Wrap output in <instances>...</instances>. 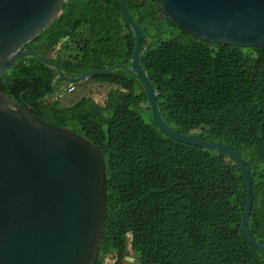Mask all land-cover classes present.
I'll return each mask as SVG.
<instances>
[{"label": "trees", "instance_id": "16d2710c", "mask_svg": "<svg viewBox=\"0 0 264 264\" xmlns=\"http://www.w3.org/2000/svg\"><path fill=\"white\" fill-rule=\"evenodd\" d=\"M126 5L141 29L139 64L162 120L180 135L225 144L241 156L252 186L248 231L264 246V48L193 38L158 0ZM134 47L120 0H65L60 15L24 49L70 78L109 69L86 80L110 88L105 102L84 97L62 107L48 100L63 81L35 57L0 76V91L20 107L45 125L79 134L103 154L107 212L95 264L109 252L120 264L128 247L139 264H264L240 230L246 196L237 166L157 129L141 84L125 70L132 69Z\"/></svg>", "mask_w": 264, "mask_h": 264}, {"label": "water", "instance_id": "95a60500", "mask_svg": "<svg viewBox=\"0 0 264 264\" xmlns=\"http://www.w3.org/2000/svg\"><path fill=\"white\" fill-rule=\"evenodd\" d=\"M65 0H0V76L19 60L35 57L57 69L64 83L79 84L45 56L26 51L61 13ZM168 19L193 38L224 46L264 48V0H158ZM124 22L134 32L132 69L153 122L170 139L229 157L245 187L240 230L255 250L264 246L248 231L252 206L249 170L225 144L172 131L162 120L155 92L140 68V27L120 0ZM107 212L106 164L101 151L79 134L48 126L0 91V264H95Z\"/></svg>", "mask_w": 264, "mask_h": 264}, {"label": "rangeland", "instance_id": "374dc122", "mask_svg": "<svg viewBox=\"0 0 264 264\" xmlns=\"http://www.w3.org/2000/svg\"><path fill=\"white\" fill-rule=\"evenodd\" d=\"M42 54H46L47 57L52 58L53 55L51 52H48L47 49H42L40 50ZM62 57H66L62 56ZM110 88L107 86H100L96 83L93 82H86L82 81L80 82L77 87H76V91L74 93H72L71 95L68 96H63L61 97L60 101H61V106L62 107H68L70 105H73L74 103H76L78 100H80L81 98L84 97H90L92 98L95 102L97 103H104L107 93L109 92ZM58 98H56V96H54L53 100H56ZM145 107V106H144ZM144 120L146 123H151L150 120V116L149 113H144ZM199 132V131H196ZM195 137V136H192ZM114 256L115 253L114 252H109L108 255L105 256L103 264H113L114 263ZM120 264H139L138 258L137 256L131 251V249L128 247L127 251L122 259V261L120 262Z\"/></svg>", "mask_w": 264, "mask_h": 264}, {"label": "built area", "instance_id": "2783aa9c", "mask_svg": "<svg viewBox=\"0 0 264 264\" xmlns=\"http://www.w3.org/2000/svg\"><path fill=\"white\" fill-rule=\"evenodd\" d=\"M75 92V85L74 84H65L58 87L55 91L54 96L56 98L60 99L63 96L70 95ZM53 96V98H54Z\"/></svg>", "mask_w": 264, "mask_h": 264}, {"label": "clouds", "instance_id": "9594fccd", "mask_svg": "<svg viewBox=\"0 0 264 264\" xmlns=\"http://www.w3.org/2000/svg\"><path fill=\"white\" fill-rule=\"evenodd\" d=\"M65 84H73V83H64V82H63V84H61V85H65ZM61 85H60V86H61ZM74 85H75V91H76V87H77L76 85H77V84H74ZM60 86H59V87H60ZM55 91H56V90H55ZM54 94H55V93H54ZM70 95H71V94H70ZM53 96H54V95H53ZM53 96H52L51 98H49L48 100L54 101V100H53ZM67 96H68V95H67ZM56 100H61V99H56Z\"/></svg>", "mask_w": 264, "mask_h": 264}]
</instances>
